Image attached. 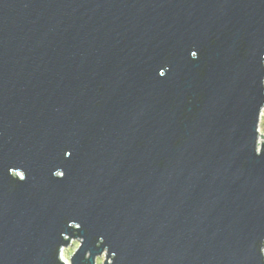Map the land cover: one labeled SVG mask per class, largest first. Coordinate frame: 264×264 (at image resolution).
Here are the masks:
<instances>
[{"label":"water","instance_id":"1","mask_svg":"<svg viewBox=\"0 0 264 264\" xmlns=\"http://www.w3.org/2000/svg\"><path fill=\"white\" fill-rule=\"evenodd\" d=\"M264 0H0V264H264Z\"/></svg>","mask_w":264,"mask_h":264},{"label":"rangeland","instance_id":"2","mask_svg":"<svg viewBox=\"0 0 264 264\" xmlns=\"http://www.w3.org/2000/svg\"><path fill=\"white\" fill-rule=\"evenodd\" d=\"M262 111L260 114L259 124H258V134H259V142H262L263 138H260V135L264 136V107H262ZM76 239H71L69 244L66 247H63L60 253V256L63 255V258L66 260L68 264L70 256L75 252V250L78 248L79 242ZM105 260V254L98 257L96 259V264H102V261Z\"/></svg>","mask_w":264,"mask_h":264},{"label":"bare ground","instance_id":"3","mask_svg":"<svg viewBox=\"0 0 264 264\" xmlns=\"http://www.w3.org/2000/svg\"><path fill=\"white\" fill-rule=\"evenodd\" d=\"M60 257H61V260L64 262L63 264H68V263L66 262V260L63 258V255H61Z\"/></svg>","mask_w":264,"mask_h":264}]
</instances>
